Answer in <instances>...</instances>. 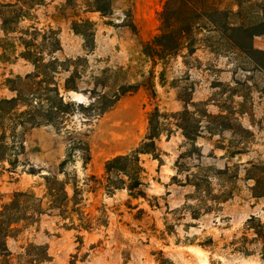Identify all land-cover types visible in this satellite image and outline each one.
I'll list each match as a JSON object with an SVG mask.
<instances>
[{
	"label": "rangeland",
	"instance_id": "1",
	"mask_svg": "<svg viewBox=\"0 0 264 264\" xmlns=\"http://www.w3.org/2000/svg\"><path fill=\"white\" fill-rule=\"evenodd\" d=\"M93 1L46 0L33 11V20L23 22L21 28L52 26L60 31L62 51L57 56L76 58L87 52L72 23L90 20L95 28V48L87 54L89 70L124 67L127 78L139 82L154 70L157 96H150L142 87L124 96L102 117L91 121L74 117L73 136L87 141L91 161L85 170L77 156L69 171L77 173L81 183L91 175L101 177L108 159L129 153L145 138L148 115L155 107L169 115L184 110L178 93L195 103H205L189 106L191 115L184 120L201 133L189 141L174 126L172 134H163L157 142L161 162L142 157L149 200L157 206L133 200L134 206L146 211L140 220L135 219L137 209L129 210L125 205L126 191L107 197L95 186L94 192L87 194V210L95 212L104 203L110 210L107 228L67 230L55 217L44 216L39 224L7 239L13 263L18 264L17 256L34 243L48 248L51 258L43 264H69L73 256L77 264H264V229L258 226H264V197L253 196L254 181L247 177L253 165H264V70L257 64L264 65V55H255V62L227 50L221 37L215 36L211 44L219 49H200L186 64L178 56L154 66L142 56V45L159 33V12L166 0H111L112 10L105 16L93 11ZM252 44L264 51V34L255 36ZM33 72L34 66L20 58L0 63V99L14 95L5 86L6 78ZM72 96L85 104L90 102L86 95ZM204 109L211 117H203ZM25 149L20 160L31 166H19L17 173H10L0 165V211L16 191L32 188L38 196L44 195L41 176L23 170L33 167L41 175L57 174L68 150V136L51 126L36 127L26 134ZM226 167H230V174L217 177L215 171ZM192 173L209 175L213 193L229 192L230 198L205 212L211 200L204 192L198 196L187 183L186 177ZM203 196L205 202L201 201ZM193 211H197V218H193ZM119 212L123 214L118 216ZM251 217L255 220L249 223Z\"/></svg>",
	"mask_w": 264,
	"mask_h": 264
},
{
	"label": "trees",
	"instance_id": "2",
	"mask_svg": "<svg viewBox=\"0 0 264 264\" xmlns=\"http://www.w3.org/2000/svg\"><path fill=\"white\" fill-rule=\"evenodd\" d=\"M45 1L0 2V63L20 58L34 66L31 74L5 80V86L14 95L0 99V165L10 173H17L19 166L24 169L31 166L27 160L22 163L20 158L26 154V134L36 127L51 126L58 134L67 135L68 150L55 175H41L33 167L23 170L30 175L41 176L44 195L38 196L32 188L16 191L2 206L0 264H14L7 239L23 228L39 224L44 216L55 217L58 224L67 230L80 232L107 228L110 210L104 203L95 208L97 213L87 210V194L94 192L95 186L107 197L126 191L128 199L125 205L129 210L137 209L135 219L140 220L146 211L134 206L132 201L150 202L147 170L142 157L151 156L161 162L162 152L157 142L163 134H172L174 126L181 129L189 141H194L201 133L188 127L184 120L191 115L189 106L205 103H195L191 97L178 93L184 110L169 115L155 107L148 115L149 128L145 138L129 153L108 159L101 177L91 175L81 183L77 173L70 172L68 166L73 165L78 156L86 170L91 152L86 140L73 136L72 119L80 116L91 121L102 117L124 96L142 87L155 98V73L152 70L150 77L139 82L130 81L124 67L106 66L98 72L90 71L87 54L95 48V28L90 20L72 23V30L83 38L87 54L61 59L57 56L62 51L59 30L52 26L40 29L34 25L21 28L23 22L33 20V11ZM91 8L105 16L111 12L112 3L111 0H94ZM159 22V33L142 45V56L154 66L165 65L178 56H182L186 64V59L200 49H219L211 44L215 36L221 37L227 50L237 51L255 62V55H264V51L255 49L252 44L255 36L264 34V0H166L159 12ZM257 64L264 70V65ZM160 78L164 79L163 70ZM72 94L86 95L90 102L85 104L74 100ZM203 117H211V114L204 109ZM170 118L175 120L174 123ZM215 172L222 178L230 174L231 169L226 167ZM247 177L254 181L253 196L264 197V165H253V170L247 171ZM186 178L198 196L204 192L210 197L211 205H206L205 212L230 198L229 192L213 193L211 177L207 174L192 173ZM204 198L206 196L202 202H205ZM149 205L151 208L157 206L151 202ZM122 214L119 212L118 216ZM192 216L197 218V211H193ZM254 220L251 217L248 222ZM258 226L264 229L261 223ZM256 234L259 236L260 232ZM17 258L18 264H43L51 257L46 245L29 243L25 253ZM69 264H77V257L73 256Z\"/></svg>",
	"mask_w": 264,
	"mask_h": 264
},
{
	"label": "water",
	"instance_id": "3",
	"mask_svg": "<svg viewBox=\"0 0 264 264\" xmlns=\"http://www.w3.org/2000/svg\"><path fill=\"white\" fill-rule=\"evenodd\" d=\"M74 100H76V99H74Z\"/></svg>",
	"mask_w": 264,
	"mask_h": 264
}]
</instances>
